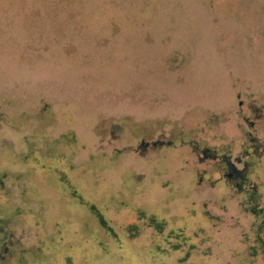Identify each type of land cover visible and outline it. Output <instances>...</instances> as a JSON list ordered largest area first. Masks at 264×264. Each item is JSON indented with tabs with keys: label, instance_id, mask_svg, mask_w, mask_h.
Segmentation results:
<instances>
[{
	"label": "rangeland",
	"instance_id": "374dc122",
	"mask_svg": "<svg viewBox=\"0 0 264 264\" xmlns=\"http://www.w3.org/2000/svg\"><path fill=\"white\" fill-rule=\"evenodd\" d=\"M242 89L264 102V0H0V151L55 168L3 264H264L263 215L150 152L245 155L205 133Z\"/></svg>",
	"mask_w": 264,
	"mask_h": 264
},
{
	"label": "flooded vegetation",
	"instance_id": "af4514ba",
	"mask_svg": "<svg viewBox=\"0 0 264 264\" xmlns=\"http://www.w3.org/2000/svg\"><path fill=\"white\" fill-rule=\"evenodd\" d=\"M236 97L238 105L227 108V110L224 109L230 115V120L226 124L224 121L219 123L224 125L221 130H219L220 125L215 126L216 124L211 121H206L205 133L211 139L221 142L223 140L221 137L231 135L234 142H238L235 147L231 148H238V152L246 153L245 155L237 156L238 154H232L231 151L228 154H220L219 150L211 149L207 145L199 147L193 143H189V148H186L184 147L186 142L179 141L177 136V138H173L174 140L166 141L158 137L151 142L155 147H150V152L156 150L160 145L171 148L177 160H183L180 155L187 158L184 159L190 165L187 174L192 177L194 183L197 182L200 186H204L199 193L217 200L224 194H228L232 202L238 200L241 202V206H245L246 210L249 209L254 216H264V102L258 105L257 94L249 89L237 91ZM216 118L219 121L220 117ZM258 119L261 121L257 122ZM231 122L234 131L227 129L228 123ZM257 133L262 134V138L259 135L256 137ZM142 141L145 140L141 139ZM179 147L181 148L179 149ZM175 149L182 152H176ZM231 156L234 158L232 159ZM16 157V152L0 151V259H3L2 264L7 258L15 256L17 243L21 244L17 235L21 226V216L26 219L28 218L27 214H30L29 219L41 221L42 225L44 223L42 220H45L37 216L35 211L37 205L34 204L37 201L32 195L34 189L31 184L28 185L26 182L30 181L32 173L45 176L48 170L55 169L51 166L39 165L31 158L27 162L19 164ZM205 162L211 163L212 169L199 170V164H205ZM74 193L73 196L78 200V193ZM23 204L27 205L29 210L22 207ZM33 204L35 209L32 211L31 205ZM95 214L102 225L100 213L95 210ZM35 226L39 227V225ZM155 227L160 232L165 229L164 223L162 227H157V225ZM45 231L44 228L40 231L43 236H46L44 235ZM262 249L264 252V246Z\"/></svg>",
	"mask_w": 264,
	"mask_h": 264
}]
</instances>
